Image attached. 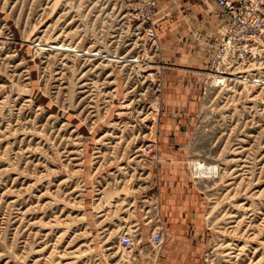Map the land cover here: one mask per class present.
Wrapping results in <instances>:
<instances>
[{
  "label": "rangeland",
  "instance_id": "374dc122",
  "mask_svg": "<svg viewBox=\"0 0 264 264\" xmlns=\"http://www.w3.org/2000/svg\"><path fill=\"white\" fill-rule=\"evenodd\" d=\"M154 1L0 0V264H264V0Z\"/></svg>",
  "mask_w": 264,
  "mask_h": 264
},
{
  "label": "built area",
  "instance_id": "2783aa9c",
  "mask_svg": "<svg viewBox=\"0 0 264 264\" xmlns=\"http://www.w3.org/2000/svg\"><path fill=\"white\" fill-rule=\"evenodd\" d=\"M217 6L219 8H221L223 10L224 13H227L229 15V18L232 19L229 23V25L231 24V26L228 25V29H233L234 33L237 32V30L239 29V27H241L242 24H245V20L243 18H241L242 16L237 13L238 12V8H239V3L240 2H235L237 0H213ZM155 1L154 0H147V5L152 7L154 6ZM234 33L230 34L229 38H228V43L232 42V40H234ZM154 242L157 244L160 241V237L156 234V236L154 237ZM123 242H125V245H127L129 243V240L127 238H125L123 240Z\"/></svg>",
  "mask_w": 264,
  "mask_h": 264
},
{
  "label": "bare ground",
  "instance_id": "6f19581e",
  "mask_svg": "<svg viewBox=\"0 0 264 264\" xmlns=\"http://www.w3.org/2000/svg\"><path fill=\"white\" fill-rule=\"evenodd\" d=\"M199 166H200V167H203V165H201V164H199ZM206 168H207V167H206ZM203 170H204V169H203ZM203 170H202V171H203ZM204 171H205V170H204ZM200 172H201V171H200ZM205 172H206V171H205ZM206 173H207V172H206Z\"/></svg>",
  "mask_w": 264,
  "mask_h": 264
}]
</instances>
